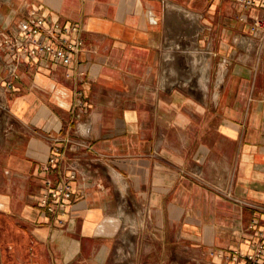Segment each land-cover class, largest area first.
<instances>
[{
  "label": "crops",
  "instance_id": "1",
  "mask_svg": "<svg viewBox=\"0 0 264 264\" xmlns=\"http://www.w3.org/2000/svg\"><path fill=\"white\" fill-rule=\"evenodd\" d=\"M31 12L79 27L71 64L14 57ZM260 13L0 0V264H241L264 207ZM45 178L70 184L62 213L38 202Z\"/></svg>",
  "mask_w": 264,
  "mask_h": 264
},
{
  "label": "built area",
  "instance_id": "2",
  "mask_svg": "<svg viewBox=\"0 0 264 264\" xmlns=\"http://www.w3.org/2000/svg\"><path fill=\"white\" fill-rule=\"evenodd\" d=\"M233 1L243 9L260 8L261 13L251 17L249 29L253 33L264 31V0ZM17 28L21 36L4 40L15 58L19 55L17 51H21L37 60L48 55L54 62L71 64L72 54L80 49L81 39L77 25H65L56 21L45 23L42 17L31 12L28 17L18 21ZM73 177L74 173L71 172L68 179ZM43 184L45 191L40 194L38 200L40 206L50 213L55 214L57 211L62 213L71 195L69 182L66 180L52 186L51 181L45 178ZM254 207L262 213L260 219L253 218L249 224V228H254L260 223V227L255 231L256 239L251 242L249 251L233 249L230 255L233 260L241 259V264H257L264 252V207L257 205Z\"/></svg>",
  "mask_w": 264,
  "mask_h": 264
},
{
  "label": "bare ground",
  "instance_id": "3",
  "mask_svg": "<svg viewBox=\"0 0 264 264\" xmlns=\"http://www.w3.org/2000/svg\"><path fill=\"white\" fill-rule=\"evenodd\" d=\"M170 29H171V28H170ZM165 44H166V43H165ZM165 49H166V48H165ZM174 49H175V48H174ZM164 54H165V53H164ZM168 55H169V54H168ZM169 56H170V55H169ZM169 56H168V57H169ZM196 57H197V56H196ZM169 61H170V60H169ZM199 63H200V62H199ZM202 69H203V68H202ZM202 69H201V70H202ZM193 74H194V73H193ZM200 76H201V75H200ZM206 76H207V75H206ZM203 77H204V76H203ZM120 177H121V176H120ZM119 184H120V183H119ZM124 185H126V184H124ZM118 188H119V187H118ZM119 191H120V190H119ZM122 192H123V191H122ZM124 192H125V191H124ZM125 193H126V192H125ZM124 196H125V195H124ZM135 220H136V219H135ZM136 223H137V222H136ZM132 226H133V225H132Z\"/></svg>",
  "mask_w": 264,
  "mask_h": 264
},
{
  "label": "rangeland",
  "instance_id": "4",
  "mask_svg": "<svg viewBox=\"0 0 264 264\" xmlns=\"http://www.w3.org/2000/svg\"><path fill=\"white\" fill-rule=\"evenodd\" d=\"M128 248H129V246H128ZM132 249H133V246H132Z\"/></svg>",
  "mask_w": 264,
  "mask_h": 264
}]
</instances>
